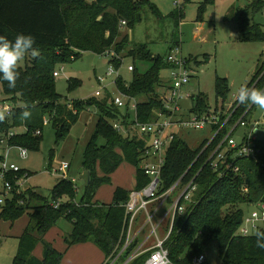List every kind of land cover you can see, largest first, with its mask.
Wrapping results in <instances>:
<instances>
[{
    "label": "trees",
    "instance_id": "1",
    "mask_svg": "<svg viewBox=\"0 0 264 264\" xmlns=\"http://www.w3.org/2000/svg\"><path fill=\"white\" fill-rule=\"evenodd\" d=\"M209 4H214V0L200 3L198 21H203V12ZM146 9L157 17L164 16L151 0H0V35L14 40L18 33L31 34L36 40L34 47L41 52V57H32L26 67L19 66L20 78L16 88L10 89L0 78L6 95L4 100L16 105L13 116L0 123V130L7 133L19 127L25 128L24 133L10 140L11 145L39 151L42 135H36V131L42 130L43 133L46 119L52 123L59 143L88 108L97 107L100 115L96 132L85 151L83 168L87 181L80 191L71 180L63 178L52 190V199L33 191L19 194L20 186H17L18 178L15 176H23L24 171L10 173L12 196L4 205L0 204V221L15 223L22 217L29 218L19 237L13 264H63L65 252L46 240L47 233L62 219L73 224L72 232L65 236L67 249L92 242L108 259L122 248L130 220L124 204L129 200L131 190L116 187L111 203L101 202L96 196L102 186L113 184V175L123 164H129L136 170L135 189L149 183L150 178L141 168L146 142L114 129L110 120L119 119L122 115L128 120L131 114L121 113L111 93L103 99L93 97L66 102L57 91L54 72L59 64L78 60L85 52L100 55L115 52L117 56L112 57V62L118 69L127 57L133 58L134 62H151L145 72L134 65L132 81L127 82L120 77L117 85L124 94L138 99V121H153L159 113L166 111L160 91L169 85V81H163L162 71L169 69L170 64L160 55H153L147 44H132L131 32L143 22ZM263 11L264 0H249L241 10L237 20V39L240 42L264 43V25L254 20L255 15ZM168 16L180 27L186 17L184 4L176 5ZM123 21L127 22L126 26L122 25ZM176 45H182V41H177L172 47ZM189 58L200 65L197 58ZM263 71L264 63L257 67L247 86L263 89L264 75L259 79ZM80 84L78 79H69V90ZM217 92L227 100L230 88L225 79L218 78ZM192 99L196 112L203 113L210 108L204 93ZM24 104L31 106L32 116L27 121L20 118ZM250 106L240 105L235 119ZM255 107L252 105L249 113ZM124 122L127 124L126 120ZM100 139L105 143L100 144ZM257 148V159L235 160L241 169L240 175L227 171L221 178L219 172L206 164V155L199 156L201 147L193 149L178 136L172 142L162 174V191L172 186L187 170L186 181L200 172L194 195L198 202L188 214L176 217L170 237L165 242L173 264H192L196 257L207 256L213 242L218 243L224 264H264V250L256 247V237L239 233L247 216L241 205L251 207L264 203V140H257ZM245 188H248L246 194ZM64 196L68 200L56 208L53 203ZM259 230L264 231V226ZM40 244L43 247L41 258L34 254ZM128 253H131V248ZM149 255L147 252L130 264H143ZM206 264H211L208 257Z\"/></svg>",
    "mask_w": 264,
    "mask_h": 264
},
{
    "label": "rangeland",
    "instance_id": "2",
    "mask_svg": "<svg viewBox=\"0 0 264 264\" xmlns=\"http://www.w3.org/2000/svg\"><path fill=\"white\" fill-rule=\"evenodd\" d=\"M151 1L158 5L164 16L157 17L150 10L146 9L143 22L139 23L131 32L132 44L145 43L153 55H160L166 59L171 47L181 40L183 54L187 57H195L199 63L201 62L200 65H197L195 61H191L190 66L194 69V74L184 91L191 96L192 94L198 96L204 93L207 96L209 109L220 112L224 118V114L226 115L228 111L226 110L227 112H225L222 109L230 107L231 103L236 100V92L239 87L249 83L256 73L258 65L264 63V43H243L234 35L238 31L237 20L241 10L246 7L249 0H214V4H209L203 12L202 20L204 23L201 20L198 21V12L200 3L205 0ZM182 4L185 7L186 17L181 26L178 27L175 20L168 15L176 8V5ZM254 20L264 25V11L256 14ZM112 57V55L107 54L100 55L94 52H85L78 60L59 64L57 69L60 72V76L56 78V84L57 91L63 96L64 101L72 103L77 100H88L97 97L96 92L99 90L102 92L103 97H98V99H103L109 93L112 94V97L117 96L119 94L118 89L113 82L120 77L127 82L132 81L133 72L128 70L129 65H136L141 72H145L151 66V62H134L133 58L127 57L118 70L119 75L116 73L114 76L108 77L105 83H100L99 79L107 77L110 68L118 69L113 64ZM207 57L208 60H206ZM31 58L32 56L29 53L20 62L19 66L26 67ZM170 77L171 73L169 69L162 71L164 82H168ZM218 78L225 79L228 83L230 92L227 100L218 95ZM69 79H78L81 81V84L75 89L69 90ZM5 98L3 84L0 81V100L3 101ZM182 105L184 112L188 113L193 107L192 98L189 97L183 100ZM120 111L124 114L126 109H121ZM99 117L97 107L92 106L88 108L82 113L80 120L72 126L67 137L59 143H57L56 131L49 120L45 123L43 129L40 150H29L27 158L21 157L19 146L11 145L8 162L9 164H16L24 171V177L15 176L18 178L16 182L17 186L22 184L20 186L21 191L18 190L17 192L20 194L21 192L33 191L45 198L52 199V190L63 179L59 173H55L52 169L60 166L62 163L71 164V169L68 171L69 180L76 178L80 185L85 186L87 174L83 168L84 155L90 140L96 132ZM248 120L259 122V131L255 136L258 140H264V110L256 106L249 115ZM115 122V120H110L111 124ZM21 128H16L18 135L22 134ZM251 132L252 128L250 126L247 130L241 126L234 134V137L238 142H242L245 133L250 134ZM176 133L179 138L186 141L193 149L200 148L213 135L212 128L208 126L206 128L176 129ZM99 143L104 144L105 140L100 139ZM2 150L0 148V154ZM51 158L53 159L52 162H50ZM27 173L29 177H25ZM135 174V168L129 164H123L113 176V185L118 184L131 188L135 181ZM20 179H22L21 184L18 183ZM113 185H106L98 190V195L103 198V201H113ZM4 190V180L0 176L1 205H4L1 202V199L5 198ZM66 199L67 197L64 196L61 198V201H66ZM241 207L245 210L246 215H249L253 209L246 204H242ZM149 209L151 210V207ZM168 209L169 203L167 202L160 209L159 213L154 216L153 222L155 225L165 216ZM171 217L172 215L169 213L165 221L166 223L160 226V235L164 234L163 229L170 223ZM138 218L137 223L139 225V223H142L148 217L140 213ZM27 219L28 217L25 216L18 220L12 232L10 231L9 223L3 220L0 221V264H13V258L17 253L19 245V240L14 237V234L21 231L19 226L27 223ZM62 225L65 228L70 227V229L73 226L66 219H62ZM152 231L153 225L148 223L141 237L144 238ZM151 238H156L154 232ZM135 247L136 243L133 250ZM207 257L211 264H224L220 257L217 242L212 243Z\"/></svg>",
    "mask_w": 264,
    "mask_h": 264
},
{
    "label": "built area",
    "instance_id": "3",
    "mask_svg": "<svg viewBox=\"0 0 264 264\" xmlns=\"http://www.w3.org/2000/svg\"><path fill=\"white\" fill-rule=\"evenodd\" d=\"M122 25L126 26L127 22L123 21ZM107 55H112L113 57L117 56L115 52H108ZM72 58H75V56ZM166 61L170 64L169 70L171 77L169 79L168 87H164L160 91L166 111L159 113L158 117L153 121L144 123L138 121V99L128 96L120 91L117 85V80L113 82L119 93L117 96L113 97L114 104L119 109H126L125 113H130L131 116L127 120V118L122 115L119 119H115L116 122L112 125L117 132L132 138L138 137V139L146 142V147L142 155L141 168L145 175L150 178V181L141 189L131 190L130 198L124 204L126 213L130 216L125 242L123 243L122 248H119L114 255L104 262V264H116L119 260H122L121 264H130L137 256L144 253L132 254L133 251L131 249V253L127 254L130 248L134 246L135 240L140 234V230L139 232L134 231V226L138 215L141 212H147V224L151 223L153 225V232L157 235L159 225L156 226L154 224V214L149 210L151 203L154 201L160 202L161 205L167 202L169 203L170 210L168 214L170 213L172 215L170 221L171 227L169 228L166 238L158 239L155 247L147 251L150 252V255L143 264H173L169 249L165 246V242L170 237L176 217L178 215L182 217L185 216L197 204L198 201L194 199V195L197 190L196 178L200 173L199 172L197 175L192 176L186 181L189 172V170H187L172 186L162 191L164 189L162 174L166 165L168 150L172 142L178 136L176 129L206 128L207 126L212 128L213 135L201 146L199 156L206 155V164H210L215 171L219 172L221 178L227 171L240 175L241 169L236 165L235 160L239 158L257 159L259 153V149L257 148L258 139L253 131L250 134H247L242 142H238L234 137L238 128L241 126L247 127L249 125L248 117L251 114L249 112L252 105L242 114V116L236 119L235 114L241 105L237 100L234 101L226 115L224 114V118L220 112L212 109H208V111L203 113L196 112L194 110L195 104H193V107L188 113L184 112L182 101L189 97L192 98V96L187 94L184 89L190 83L194 74V69L190 66V63L193 60L190 61V58L183 54L182 45H176L171 48ZM134 69V65L128 66L129 71L133 72ZM118 70L119 69L115 70L114 68H110L107 77L100 78L99 82L105 83L108 77H112L116 73L119 75ZM263 75L264 71L259 79H261ZM54 76L56 78L60 76L58 69L54 72ZM96 96V98L103 97V94L99 90L96 92ZM5 105L8 106L10 112L7 117H12L16 105L7 100L0 102V107ZM125 120L127 124L124 122ZM48 121L49 120L46 119L45 123ZM17 134L18 131L14 129L0 135V148L5 150L4 155L0 156V176L4 180L5 189L3 191L5 198L1 199V202L3 203L12 196L13 183L9 179L10 173H18L22 171V169L16 164H9L8 162L11 149L10 140ZM36 135H42V130H37ZM19 148L20 150H27L26 154L21 156L27 158L29 149L23 146H19ZM231 151L234 152L231 153ZM69 169V163H62L60 166H57L52 170L55 173H59L64 179L69 180ZM25 177H29V174L27 173ZM22 179H20L18 183L21 184ZM71 181L75 184L76 190L80 191L81 187L78 184V180L72 179ZM244 193H248V188L244 189ZM62 202L63 201L59 200L58 202H54L53 205L57 208ZM254 214H256L257 217L255 220V228L252 224ZM263 225L264 203H259L256 208L245 217L239 233L243 235V232L247 229L250 235L252 234V231L260 229ZM206 262L207 256L203 254L196 257L192 264H206Z\"/></svg>",
    "mask_w": 264,
    "mask_h": 264
},
{
    "label": "crops",
    "instance_id": "4",
    "mask_svg": "<svg viewBox=\"0 0 264 264\" xmlns=\"http://www.w3.org/2000/svg\"><path fill=\"white\" fill-rule=\"evenodd\" d=\"M204 23V21H203ZM234 35L236 37H238V31L236 33H234ZM172 48V47H171ZM171 51V50H170ZM169 54V53H168ZM259 66V65H258ZM195 95L192 94V98L194 97ZM1 101V100H0ZM193 101V104H195L194 100L192 99ZM234 102L231 103L230 107L232 106ZM230 107L228 109H222L223 111L227 112ZM227 110V111H226ZM249 125L246 128L250 126L252 128V131L254 132V135H256V133L259 131L258 129V125H259V122H255V121H249ZM239 129V128H238ZM237 129V130H238ZM1 131V130H0ZM20 131H22V133L25 132V128H21ZM247 132V131H246ZM5 132L1 131V134H4ZM0 134V135H1ZM247 135V133H245V136ZM244 136V137H245ZM243 137V138H244ZM257 138V137H256ZM4 152L5 150L3 149L0 156L4 155ZM70 169H71V164H70ZM69 169V170H70ZM114 176V175H113ZM73 179H76V178H73ZM78 180V179H77ZM87 181V180H86ZM79 184V183H78ZM114 184V183H113ZM112 184V185H113ZM79 186H83V185H80ZM106 186V185H105ZM120 185L116 184V185H113L114 187V191L116 189V187H118ZM104 186H102L100 189H102ZM122 187L124 188H127V189H130V190H133L135 189L136 187V174H135V181H134V184L131 188H128V187H125L122 185ZM83 188V187H81ZM99 189V190H100ZM114 191H113V194H114ZM39 194V193H38ZM42 196V195H41ZM96 199L101 201V202H104V203H111V202H106V201H103V198L100 197L98 194L96 196ZM68 200V199H66ZM164 206L161 205L160 202L158 201H154L153 203H151L150 207H151V212H153L152 214L157 215L160 211V209ZM251 208H253L252 210H254L256 208V206H251ZM170 210V205H169V209H168V212ZM168 212L165 214L164 217H162L158 223L156 224V226H158V231H157V235H156V238L155 239H152L151 237H153V231L151 233H149L148 235H146L144 238L141 237L142 235V232L144 230V228L147 226V222H148V218L145 219L142 223H139L138 225V220L139 218H137V221L135 223V226H134V231L135 232H139L140 230V234L139 236L137 237V239L135 240V243H136V247L135 249L133 250V247H131L132 249V254L133 253H138V254H142L143 252H147L148 250L150 249H153L155 247V245L157 244V241L158 239H164L166 238L168 232H169V228L171 227L170 226V223H168V225H166V228L163 229L164 231V234L162 233L161 235L159 234V229H160V226L163 225L164 223H166V218L167 216L169 215ZM143 213L145 216H147V212H141ZM139 216V215H138ZM148 217V216H147ZM27 221L29 222V218L27 219ZM171 221V220H170ZM28 222L27 223H24L21 224L19 226V228L21 229V231H18V233H15L14 234V237L17 238L19 240V237L23 234L26 226L28 225ZM140 222V221H139ZM9 223L10 225V231L12 232L16 227V223H11V222H7ZM155 224V223H154ZM138 225V227H137ZM154 229V228H153ZM73 230V226L71 227H63L62 225V220L59 221L58 225H56L55 227H53L46 235V240L50 243L53 244V246L58 249L59 251H62V252H65V255H64V259H63V264H104V262L107 260L106 259V256H105V253L99 248L97 247L94 243L92 242H88V243H80V244H77V245H74L72 246L71 248L67 249V244L65 242V236L69 233H71ZM34 254L37 256V257H42L43 256V247L42 245L40 244L37 249L35 250ZM14 259V258H13ZM123 259V258H122ZM122 260H119L116 262V264H121Z\"/></svg>",
    "mask_w": 264,
    "mask_h": 264
},
{
    "label": "clouds",
    "instance_id": "5",
    "mask_svg": "<svg viewBox=\"0 0 264 264\" xmlns=\"http://www.w3.org/2000/svg\"><path fill=\"white\" fill-rule=\"evenodd\" d=\"M35 43V37L31 34L18 33L14 40H9L6 36L0 35V78L7 82L10 89L17 86V80L20 78L18 68L26 55L30 53L34 59L41 57L40 50L34 47ZM235 98L241 105H255L264 110V89L249 87L244 84L237 90ZM22 108L20 118L27 121L32 116L31 106L24 104ZM9 114L8 106L0 107V123L4 122ZM26 152V149H21V156H24ZM256 219V214H254L252 221L254 228ZM252 234L256 237V247L264 250V231L256 229ZM243 235H249L247 229L243 232Z\"/></svg>",
    "mask_w": 264,
    "mask_h": 264
}]
</instances>
